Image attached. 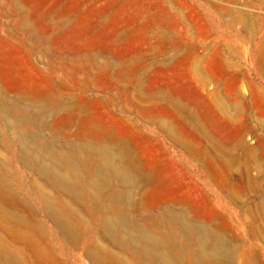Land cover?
<instances>
[{"label": "rangeland", "instance_id": "obj_1", "mask_svg": "<svg viewBox=\"0 0 264 264\" xmlns=\"http://www.w3.org/2000/svg\"><path fill=\"white\" fill-rule=\"evenodd\" d=\"M0 93L44 104L27 128L55 147L125 145L142 214L180 199L233 264H264V0H0ZM13 117L0 155L39 212Z\"/></svg>", "mask_w": 264, "mask_h": 264}, {"label": "bare ground", "instance_id": "obj_2", "mask_svg": "<svg viewBox=\"0 0 264 264\" xmlns=\"http://www.w3.org/2000/svg\"><path fill=\"white\" fill-rule=\"evenodd\" d=\"M46 108L42 104L33 111L9 104L0 93V111L18 120L25 159L33 161L41 175L32 182L34 190L28 188L41 195L37 212L21 195L17 175L0 155V264H76L73 249L78 245L91 264L235 262L234 247L218 230L199 224L193 207L180 199L158 213L138 210L134 200L138 186L125 145L109 138L55 147L31 134L27 127L33 115ZM0 133L5 143L3 130ZM47 186L54 196L46 193ZM257 216L264 222V205Z\"/></svg>", "mask_w": 264, "mask_h": 264}]
</instances>
